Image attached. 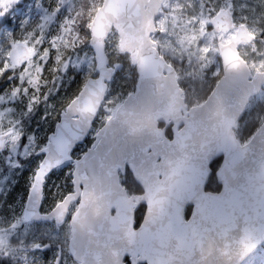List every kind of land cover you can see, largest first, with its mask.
<instances>
[{
  "label": "water",
  "instance_id": "obj_1",
  "mask_svg": "<svg viewBox=\"0 0 264 264\" xmlns=\"http://www.w3.org/2000/svg\"><path fill=\"white\" fill-rule=\"evenodd\" d=\"M103 0L90 24L97 75L87 77L62 110L29 189L23 219L62 223L80 199L70 222L68 248L77 264H124L138 254L146 264H241L264 242V120L246 141L236 130L251 98L264 85V69L252 71L237 45L254 36L241 25L237 36L220 44L223 74L207 98L188 108L172 64L154 46L155 17L162 0ZM217 31L232 26L229 10L212 20ZM112 27L119 49L130 53L138 79L96 131L93 143L73 158V150L92 129L106 97L114 67L106 50ZM31 54L24 42L9 58L21 64ZM160 122L173 124L166 135ZM7 133H0V151ZM221 188H206L211 164ZM73 160V190L50 210L41 209L46 176ZM129 169L143 191L129 193L121 175ZM146 207L135 228V210ZM193 212L185 218V208ZM115 211L113 213L112 211ZM51 242L41 245L45 250ZM61 248L60 245H58ZM60 251L55 264H62Z\"/></svg>",
  "mask_w": 264,
  "mask_h": 264
},
{
  "label": "rangeland",
  "instance_id": "obj_2",
  "mask_svg": "<svg viewBox=\"0 0 264 264\" xmlns=\"http://www.w3.org/2000/svg\"><path fill=\"white\" fill-rule=\"evenodd\" d=\"M82 1L0 0V80L3 79L0 82V133H7L5 149L0 151V264L5 260V264H55L58 248H40L47 242L62 245L63 264H76L68 251L69 218L63 223L26 222L23 219L26 200L23 203L22 197L27 188L29 192L43 158L40 150L46 145L62 110L79 93L87 77L98 73L90 38L84 35V16L81 22ZM100 1L103 3V0L86 3L95 6ZM249 8L250 0L238 6L242 14ZM200 18L199 33L209 42L199 48L195 44L193 49L185 44L188 36L181 33L182 27L189 28L187 24H178L176 16L162 23L167 54L180 61L187 58L181 75L184 79L191 77L187 81L188 88L196 82L194 78L200 79L207 73L211 78L220 73L218 51L213 46L214 33L205 28L208 18ZM255 23L251 24L252 30L264 33V0L257 1ZM17 27L22 29L19 36L15 34ZM19 42L26 43L31 50L21 64L9 58L10 49ZM107 43L109 54L119 49L117 35L111 33ZM260 47L256 55L248 56L253 72L264 69V49ZM112 66L116 71L118 64ZM114 78L100 108L104 121L136 86L123 80L121 72ZM263 107L264 90L248 105L256 115ZM245 264H264V242L254 249Z\"/></svg>",
  "mask_w": 264,
  "mask_h": 264
},
{
  "label": "flooded vegetation",
  "instance_id": "obj_3",
  "mask_svg": "<svg viewBox=\"0 0 264 264\" xmlns=\"http://www.w3.org/2000/svg\"><path fill=\"white\" fill-rule=\"evenodd\" d=\"M150 1L151 0H146V2H145L146 8L149 6L148 3ZM257 1L258 0H250V8L248 10L244 11L242 14L240 12V10L238 9V6L241 3L246 2V0H162L159 11L155 17L156 31L152 32L151 38L154 42V46L157 48L159 53L165 58V60L168 63L172 64V66L175 68V71L178 75L179 85L183 89L182 95L184 97V101L187 104L188 108L190 107V105H188V103L186 102V99H185L186 92L184 89V85L186 87L189 85H188L187 81L186 82L183 81L185 79L181 75V71H184V68L187 64L186 63L187 58L185 56L184 57L185 59L180 61L179 59L177 60L175 58H172L169 54H167V52H166V46L167 45L165 42L167 38L164 35L165 32L162 29V23L167 22L169 20H172V16H176L179 18L177 21L178 24H181V25L187 24L189 26V28L182 27L181 33L186 34L188 36V39H187L185 44L190 45V47L193 49V48H195V44H196V48L208 45L209 39L206 38L205 36H203L204 34L199 33L200 20H201L200 17L206 16L208 18L209 22H207L205 24V28L208 31H211L214 33L213 46L218 51L217 56L219 59L220 76H221L223 74V62H222V58H221V54H220L219 45L220 44H227V43L231 42L233 37L237 36L238 29L241 25H244L248 29V31L254 36L253 40L242 41L237 45V49H238L239 54L247 61V63L250 65L249 60H248V56L256 55L258 53L260 46H261L260 47L261 50L264 49V43H261L262 40L264 39V33L261 32L259 34L258 32L253 31L251 28V24L256 25L255 21H256V4H257ZM211 9H214V11L213 10L211 11ZM221 10H229L230 15H231L232 26L229 27L227 30L217 31L214 27L212 20H213V17H215ZM111 33L117 35L118 39H120L119 32L115 27H112L108 36ZM118 48H119V46H118ZM177 49H178V47H177ZM121 52H123V51H121ZM124 53L128 54L130 57L129 52H124ZM206 54H208V53H206ZM136 68H137V66H136ZM220 76H219V78H220ZM219 78H218V80H219ZM137 79H138V71H137ZM217 81H216V83H217ZM263 90H264V85L261 88L260 92L256 96L261 94V92H263ZM256 96H254V97H256ZM160 125L162 127H166V131L170 128L173 131V128H172L173 124H168L166 126L165 122H160ZM79 203H80V199H75L72 201L71 206H70V210H69V215L66 218V220L69 218V223L71 222V217H72L73 213L76 211V209L78 208ZM141 205H143L144 207H140ZM141 205L138 208H136V210H135V223H134L135 228L140 226V224L143 222L145 214H146L145 205L144 204H141ZM74 207H75V209H74ZM112 212L115 213L114 210ZM184 212H185V218L189 219L192 212H193V207L187 206L185 208ZM70 229H71V227H70ZM68 242H69V240H68ZM58 245H60L61 248H59ZM54 246H56L58 248V254L60 251L63 252L61 244L51 243L50 248H52ZM50 248H48V249H50ZM68 251H69V248H68ZM253 251L244 259V261L241 264H245L246 261H248L250 259ZM132 257L133 256L131 254L125 255V257L123 259L124 264H133ZM137 257H138L137 264H146V262L144 260L140 259V254H138ZM63 259H64V257H63ZM63 259H62V264H63ZM73 259L76 261V264H77L78 261L75 258H73Z\"/></svg>",
  "mask_w": 264,
  "mask_h": 264
},
{
  "label": "trees",
  "instance_id": "obj_4",
  "mask_svg": "<svg viewBox=\"0 0 264 264\" xmlns=\"http://www.w3.org/2000/svg\"><path fill=\"white\" fill-rule=\"evenodd\" d=\"M86 1L88 0L82 1L81 12L80 10L79 12L81 15V22H82V17L83 16L85 17L86 22H82L85 25L84 30H86L84 35L87 39H89L90 34H91L89 30L91 20L97 10L96 8H98V6L102 2L100 1L99 4L95 6H90L88 2L86 3ZM91 11H92V14H90ZM21 32H22V29L17 27L15 31L16 36L21 35ZM16 36L14 39H16ZM108 46L109 44L107 43V40H106V48H108ZM107 53H108V50H107ZM109 58H110V64L111 65L118 64V67L116 71H114L112 80L109 81L108 90H109V86L112 85L113 81L115 82L114 77H116V75H118L119 72H121V76L123 80H127L128 84L134 87L137 81V68H136V65L132 64L129 55L124 52H121L119 49H116L115 53H112L110 51ZM91 74H92V71H91ZM219 76H220V73L213 75L211 78H209V73H207L204 77L200 79L194 78L196 82L191 88H188V86L186 87L183 84L185 92H186L185 99L188 105L191 106V105H195V104H199L203 102L207 98L209 93L212 91ZM84 77L85 76H83V78ZM207 77L209 79H207ZM190 78L191 77L188 76V78L183 81L186 82L190 80ZM2 80L3 79H1L0 82ZM118 92L121 95V91H118ZM124 96L122 97L120 96V97L123 98ZM254 98H252L251 101ZM101 114H102V110L99 109L97 116L93 122L91 131L89 132V134L86 136V138L82 142H80L79 144L75 146L73 150V158H76L82 155L84 151L93 143L95 139V134H92V131L99 128L104 123L103 122L104 117L101 116ZM256 114H257L256 111H252L250 108L247 107L246 112L244 113V116L239 121V127L236 130V134L241 142H246L261 124L262 119L264 117L263 116L264 107L261 110L260 114L258 115ZM261 115L262 117L260 118ZM172 134H173V131L171 128L166 131L167 136L171 137ZM220 163H221V158H218V159H215L213 163L211 164L212 173L209 177V181L206 186V188L209 190L217 191L221 188V185L218 182L216 175H215V172L217 168L219 167ZM73 166H74L73 160H69L65 162L64 164L54 168L46 176V180L44 183V198L42 202V210L43 209H45L46 211L50 210L59 200H61L66 195V193L73 190V182H72ZM121 181L125 185V187L128 189L129 193H139L143 191L142 187L135 180L133 174L131 173L129 169H127L126 172L121 175ZM55 183H56V188L54 187ZM27 195H28V188L23 193V197H22L23 203L25 202ZM140 207H144V206L141 205ZM188 207H191V205H188ZM44 222L46 221L36 222V223H44ZM5 263H6V260L3 262V264Z\"/></svg>",
  "mask_w": 264,
  "mask_h": 264
}]
</instances>
